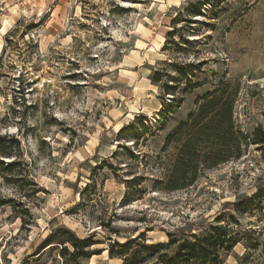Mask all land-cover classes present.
<instances>
[{"label":"rangeland","instance_id":"rangeland-1","mask_svg":"<svg viewBox=\"0 0 264 264\" xmlns=\"http://www.w3.org/2000/svg\"><path fill=\"white\" fill-rule=\"evenodd\" d=\"M0 1V139L12 141L0 153V264H122L107 248L135 236L132 263L147 264L139 245L202 234L264 188V142H251L264 133V0ZM226 79L243 155L157 189L166 135ZM262 205L235 215L259 245L242 240L221 264H264ZM61 227L93 234V254L72 262L69 244L62 256L58 238L42 243Z\"/></svg>","mask_w":264,"mask_h":264},{"label":"trees","instance_id":"trees-1","mask_svg":"<svg viewBox=\"0 0 264 264\" xmlns=\"http://www.w3.org/2000/svg\"><path fill=\"white\" fill-rule=\"evenodd\" d=\"M174 33L175 29L169 31L168 35ZM201 63L203 61L197 62L194 65L195 68H198ZM159 76H161L159 72L155 73L152 80L160 81ZM162 88L164 92L169 93L167 83H164ZM237 92V83H231L228 79L221 81L213 90L199 96L195 100V108L186 119L166 135L162 150L172 148L173 151L170 163L156 179L157 189L174 191L187 188L207 170L243 155V146L247 144L246 137L237 126L234 116ZM134 125V121L129 122L118 130V134L132 129ZM263 135L262 132L261 137L252 138L251 142L263 143ZM3 140L4 137L0 139V153L4 157H10L11 153L6 149L11 146L12 141L4 144ZM132 143L137 144L134 140ZM126 150L132 157L131 149L128 147ZM17 163L12 161L10 166ZM132 179H127L126 183H131ZM263 201L264 188H257L250 195L234 202L235 214L216 215L213 223L202 234L192 233L188 238H177L175 233H168L165 241L143 243L139 245V249L147 252V264L148 261L153 264H221L223 256L229 254L242 240L247 241V246L253 248L259 245L257 239L246 238V231L237 230L238 219L235 215L260 210L263 207ZM248 229L251 234L256 232L252 227ZM92 236L93 234H90L85 239H78L69 229L61 227L42 243L47 245L51 243L50 239L58 238L59 241L56 242L64 245V251L60 252L62 256L67 253L65 244H69L72 251L68 253V258L75 262L77 257L88 259L93 254L92 250H89L93 244ZM137 237L127 238L122 243L114 241L107 248L109 257L121 258L122 264H135L132 263L129 250ZM115 246L117 249H114Z\"/></svg>","mask_w":264,"mask_h":264},{"label":"built area","instance_id":"built-area-1","mask_svg":"<svg viewBox=\"0 0 264 264\" xmlns=\"http://www.w3.org/2000/svg\"><path fill=\"white\" fill-rule=\"evenodd\" d=\"M0 3H2V2L0 1ZM0 10H1V8H0Z\"/></svg>","mask_w":264,"mask_h":264},{"label":"crops","instance_id":"crops-1","mask_svg":"<svg viewBox=\"0 0 264 264\" xmlns=\"http://www.w3.org/2000/svg\"><path fill=\"white\" fill-rule=\"evenodd\" d=\"M236 246V245H235Z\"/></svg>","mask_w":264,"mask_h":264}]
</instances>
